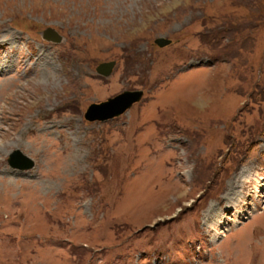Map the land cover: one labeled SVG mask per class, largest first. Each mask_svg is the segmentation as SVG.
<instances>
[{
    "label": "rangeland",
    "instance_id": "obj_1",
    "mask_svg": "<svg viewBox=\"0 0 264 264\" xmlns=\"http://www.w3.org/2000/svg\"><path fill=\"white\" fill-rule=\"evenodd\" d=\"M0 264H264V0H0Z\"/></svg>",
    "mask_w": 264,
    "mask_h": 264
},
{
    "label": "water",
    "instance_id": "obj_2",
    "mask_svg": "<svg viewBox=\"0 0 264 264\" xmlns=\"http://www.w3.org/2000/svg\"><path fill=\"white\" fill-rule=\"evenodd\" d=\"M42 35L49 40L59 41L61 39L58 32L52 28L46 29ZM171 42L170 39L164 37L156 39V43L161 47L167 46L171 44ZM114 64L115 62L102 63L98 67V72L108 76L112 73ZM143 94L144 92L142 90L134 92L126 91L106 102L92 104L86 113V118L93 121L97 119L107 120L118 116L130 108L135 102L139 101ZM21 159L22 161L20 162L19 160ZM10 163L13 167L20 169H27L34 166V162L30 158L23 156L20 151H17L11 156Z\"/></svg>",
    "mask_w": 264,
    "mask_h": 264
},
{
    "label": "bare ground",
    "instance_id": "obj_3",
    "mask_svg": "<svg viewBox=\"0 0 264 264\" xmlns=\"http://www.w3.org/2000/svg\"><path fill=\"white\" fill-rule=\"evenodd\" d=\"M17 151H14V153H16ZM232 205H236V202L235 201H231L230 202ZM237 206V205H236ZM215 214V213H214ZM220 217L221 216V214L220 213H218V211H216V215L214 216V215H211V218H214V217ZM209 219H211L210 217H208ZM209 221V220H208ZM218 223V220H217V222L213 219L212 220V222H210V225L211 226H216V224Z\"/></svg>",
    "mask_w": 264,
    "mask_h": 264
}]
</instances>
